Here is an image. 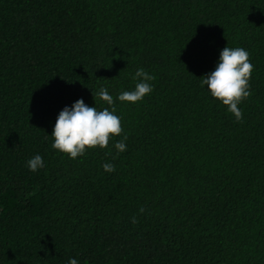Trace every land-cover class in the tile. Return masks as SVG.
<instances>
[{"label": "trees", "instance_id": "16d2710c", "mask_svg": "<svg viewBox=\"0 0 264 264\" xmlns=\"http://www.w3.org/2000/svg\"><path fill=\"white\" fill-rule=\"evenodd\" d=\"M225 47L254 66L240 121L201 87ZM138 68L154 90L116 101L108 148L52 147L65 106L107 107ZM70 257L264 264V0H0V264Z\"/></svg>", "mask_w": 264, "mask_h": 264}, {"label": "clouds", "instance_id": "9594fccd", "mask_svg": "<svg viewBox=\"0 0 264 264\" xmlns=\"http://www.w3.org/2000/svg\"><path fill=\"white\" fill-rule=\"evenodd\" d=\"M253 68L250 53L245 48L225 47L220 52L214 71L202 77L201 87L206 86L210 95L227 106V111L240 121L243 113L239 105L251 95L249 81ZM133 79L137 81L134 89L122 91L115 97L105 87L93 93V96L107 105L102 109L88 106L82 98L70 107L65 106L58 114L51 134L54 140L52 147L68 155L69 159L84 156L88 149L108 148L109 141L123 132L122 119L116 114V101L136 104L154 90L151 81L155 77L145 69L138 68ZM126 140L127 135H124L112 148L117 153L125 152ZM27 167L32 172L44 168L43 157L39 154L33 156L27 161ZM102 167L108 173L115 171L112 163H104ZM67 264H79V261L70 257Z\"/></svg>", "mask_w": 264, "mask_h": 264}]
</instances>
